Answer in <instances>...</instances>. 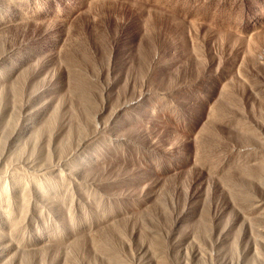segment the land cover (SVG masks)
I'll use <instances>...</instances> for the list:
<instances>
[{
	"label": "rangeland",
	"instance_id": "374dc122",
	"mask_svg": "<svg viewBox=\"0 0 264 264\" xmlns=\"http://www.w3.org/2000/svg\"><path fill=\"white\" fill-rule=\"evenodd\" d=\"M0 264H264V0H0Z\"/></svg>",
	"mask_w": 264,
	"mask_h": 264
}]
</instances>
